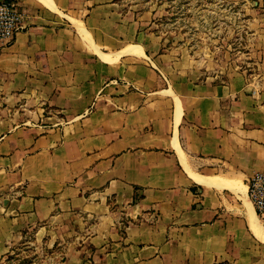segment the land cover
<instances>
[{
	"label": "crops",
	"instance_id": "obj_1",
	"mask_svg": "<svg viewBox=\"0 0 264 264\" xmlns=\"http://www.w3.org/2000/svg\"><path fill=\"white\" fill-rule=\"evenodd\" d=\"M12 1L26 17L0 50V257L36 230L73 263L264 264L248 197L264 0H243L260 73L225 79L167 65L125 0Z\"/></svg>",
	"mask_w": 264,
	"mask_h": 264
},
{
	"label": "rangeland",
	"instance_id": "obj_2",
	"mask_svg": "<svg viewBox=\"0 0 264 264\" xmlns=\"http://www.w3.org/2000/svg\"><path fill=\"white\" fill-rule=\"evenodd\" d=\"M125 3L145 16L148 29L160 39L166 64L176 70L219 79L235 72L248 77L260 73L258 64L263 58L252 56L255 47L249 23L252 4L243 0H125ZM61 243L55 247L41 245L33 230L9 254L0 257V264H91L88 259L73 263L68 240Z\"/></svg>",
	"mask_w": 264,
	"mask_h": 264
},
{
	"label": "built area",
	"instance_id": "obj_3",
	"mask_svg": "<svg viewBox=\"0 0 264 264\" xmlns=\"http://www.w3.org/2000/svg\"><path fill=\"white\" fill-rule=\"evenodd\" d=\"M25 13L12 0L0 1V50L5 49L15 39L25 22ZM248 197L260 217L264 218V173H256L248 184ZM216 264H232L228 261Z\"/></svg>",
	"mask_w": 264,
	"mask_h": 264
},
{
	"label": "bare ground",
	"instance_id": "obj_4",
	"mask_svg": "<svg viewBox=\"0 0 264 264\" xmlns=\"http://www.w3.org/2000/svg\"><path fill=\"white\" fill-rule=\"evenodd\" d=\"M195 178H197L198 180L201 179V178H198V177H195Z\"/></svg>",
	"mask_w": 264,
	"mask_h": 264
},
{
	"label": "water",
	"instance_id": "obj_5",
	"mask_svg": "<svg viewBox=\"0 0 264 264\" xmlns=\"http://www.w3.org/2000/svg\"><path fill=\"white\" fill-rule=\"evenodd\" d=\"M7 202V201H6ZM7 204V203H6Z\"/></svg>",
	"mask_w": 264,
	"mask_h": 264
}]
</instances>
